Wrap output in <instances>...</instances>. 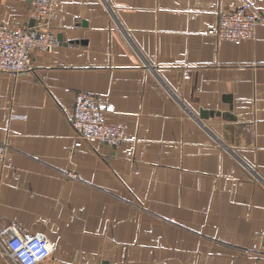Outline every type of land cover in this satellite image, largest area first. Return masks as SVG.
<instances>
[{"label": "crops", "instance_id": "1", "mask_svg": "<svg viewBox=\"0 0 264 264\" xmlns=\"http://www.w3.org/2000/svg\"><path fill=\"white\" fill-rule=\"evenodd\" d=\"M244 1L253 37L208 33ZM32 2L0 21L31 25ZM52 30L0 71V229L44 232L40 264H264V0H59ZM79 90L113 106L118 145L75 144Z\"/></svg>", "mask_w": 264, "mask_h": 264}, {"label": "built area", "instance_id": "2", "mask_svg": "<svg viewBox=\"0 0 264 264\" xmlns=\"http://www.w3.org/2000/svg\"><path fill=\"white\" fill-rule=\"evenodd\" d=\"M59 10V0H33L31 25H9L0 21V71L21 73L29 68L31 51H52L58 36L52 24ZM261 19L254 13L250 1L221 11L216 24L208 30L218 39L241 42L253 37ZM112 105H101L95 94L77 91L71 123L75 144L83 141L118 145L123 140L121 128L108 120ZM14 113V111H13ZM8 153V144L0 142V163ZM256 176L260 178L258 173ZM0 248L14 264H40L54 252V246L42 231L29 232L16 223L0 229Z\"/></svg>", "mask_w": 264, "mask_h": 264}, {"label": "water", "instance_id": "3", "mask_svg": "<svg viewBox=\"0 0 264 264\" xmlns=\"http://www.w3.org/2000/svg\"><path fill=\"white\" fill-rule=\"evenodd\" d=\"M33 23H34V20L32 19V20H31V24H33ZM58 39H61V35L58 36ZM209 113L212 114L213 112L201 111L200 116H201L202 118H206L207 116H209Z\"/></svg>", "mask_w": 264, "mask_h": 264}]
</instances>
